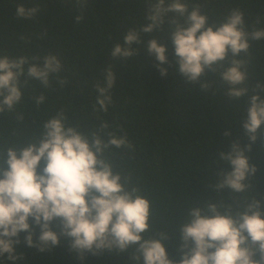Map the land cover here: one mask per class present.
<instances>
[{
    "label": "clouds",
    "instance_id": "obj_1",
    "mask_svg": "<svg viewBox=\"0 0 264 264\" xmlns=\"http://www.w3.org/2000/svg\"><path fill=\"white\" fill-rule=\"evenodd\" d=\"M77 2L83 4L84 0ZM16 7L18 18L31 19L39 10L23 4ZM170 13L175 15L169 17ZM82 18L77 16V22ZM147 19L150 23L143 24L140 31L163 29L167 19L179 72L205 90L209 87L201 79L205 70L217 73L230 99L247 98L243 127L248 140L255 143L264 136V84L258 81L250 94V61L246 58L250 40L264 39V29L247 31L239 9H233L220 23L210 24L199 5L189 10L185 0H149ZM142 42L140 32L131 28L124 45L116 43L110 55L126 60L138 54L133 45ZM146 47L159 62L161 75H166L167 69L162 67L168 61L166 45L153 37ZM62 68L61 59L51 53L42 58L0 56V115L13 113L22 102L21 84L38 81L47 89L53 76L61 86L66 84L58 75ZM115 83L116 73L108 66L103 82L95 85L94 112L108 111ZM32 99L40 106L46 97L41 93ZM16 120L23 121V114L17 113ZM18 142L0 145V258L7 254L9 260L21 259L23 254L17 253L15 245L25 233L27 246L41 252L59 245L63 236L81 258L84 253L97 255L106 250L128 252L134 264H264V194L244 199L231 196L249 192L245 181L257 171L245 154L251 143L241 147L233 142L230 150L220 153L231 170L216 172L213 189L227 190L231 202L210 201L205 208L188 210L185 222L179 225L181 259L174 260L164 243L170 241L169 234H149L151 201L133 182L132 173L123 165L118 169L113 159L117 155L113 149L133 148L126 133L110 130L107 121L83 129L70 124L61 109L42 122L26 147L17 150Z\"/></svg>",
    "mask_w": 264,
    "mask_h": 264
},
{
    "label": "trees",
    "instance_id": "obj_2",
    "mask_svg": "<svg viewBox=\"0 0 264 264\" xmlns=\"http://www.w3.org/2000/svg\"><path fill=\"white\" fill-rule=\"evenodd\" d=\"M185 2L189 10L199 5L210 24L220 23L233 9H239L247 31L264 29V0ZM18 4L39 10L31 19L18 18ZM148 5L149 0H84L83 4L77 0H0V56L42 58L56 54L63 64L59 78L67 80L61 86L53 76L47 89L38 81L21 84L22 102L13 113L0 115V145L19 140L17 150L26 147L42 122L61 109L70 124L83 129L107 121L110 130L126 133L133 148L113 149L117 153L113 159L118 169L123 165L132 173L133 182L151 201L149 234L168 233L171 239L164 242L168 255L180 260L179 225L185 222L188 210L205 208L210 201L231 202L227 190L216 192L213 185L219 169L231 170L220 153L230 150L233 142L241 147L251 143L243 127L247 98L230 99L227 86L211 70L206 69L201 77L209 83L206 90L199 83H190L179 72L167 19L163 29L140 31L143 24L150 23ZM77 16L83 18L77 22ZM131 28L137 29L144 41L133 45L138 54L126 60L112 58L114 45H124ZM153 37L166 45L168 61L162 65L166 75H161L155 55L147 52L146 42ZM249 52L247 86L251 94L258 81L264 84V39L250 40ZM108 66L116 73L112 103L107 112H94L95 85L103 82ZM41 93L46 99L37 106L32 97ZM17 113L23 114V121L16 120ZM245 154L257 171L245 181L249 192L231 196L259 198L264 194V136L251 143L250 150L245 148ZM24 236L21 233L20 243L15 245L22 258L12 261L5 254L0 264H134L128 252L105 250L97 255L84 253L81 258L63 236L59 245L41 252L27 246Z\"/></svg>",
    "mask_w": 264,
    "mask_h": 264
}]
</instances>
